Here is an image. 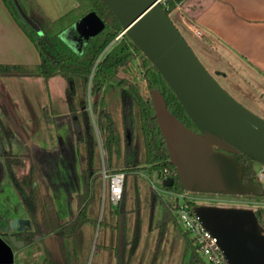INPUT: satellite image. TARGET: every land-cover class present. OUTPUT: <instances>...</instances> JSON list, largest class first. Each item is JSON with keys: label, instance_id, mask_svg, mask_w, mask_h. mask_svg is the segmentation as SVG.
<instances>
[{"label": "trees", "instance_id": "trees-1", "mask_svg": "<svg viewBox=\"0 0 264 264\" xmlns=\"http://www.w3.org/2000/svg\"><path fill=\"white\" fill-rule=\"evenodd\" d=\"M18 1L25 12L38 22L51 45L21 16L14 0H3L17 24L35 44L41 60L33 65L0 63V78L42 76L48 79L61 75L66 80L67 103L69 111L76 117V129L79 133L77 154L81 190L76 194L75 216L60 221L52 195L44 192L39 183L40 170L32 163L27 171L18 177L19 187L25 194L22 201L31 219V227L18 232L17 237L29 244L44 242L46 237L54 234L63 259L56 261L47 248L44 264H88L93 237L98 230L94 243V258L90 264H100L99 256L103 251L107 252L109 257L104 264H111L113 258L116 259V264H131L144 234L142 173L147 171L145 174L150 178L154 177L168 190L180 193L186 191L170 161L165 139L154 116L151 97L144 96L136 83L119 77L121 67L135 58L133 50L138 53L141 50L132 43L127 34L121 38L122 26L119 20L101 0H77L73 9L56 20H51L46 15L37 0ZM182 1L164 0L162 5L166 12L171 14ZM90 12H95L103 20L105 27L82 45V51L75 50L62 35L71 29L77 20ZM145 64L147 70L144 76L150 90H160L165 96L169 110L185 125L198 130L162 75L146 58ZM109 84L114 86L108 95L114 94L119 87L124 131L120 129L114 111L106 104L107 96L104 91ZM48 110L45 109V118L52 122ZM0 123L4 125L1 116ZM237 157L244 166L245 176L257 179L255 161L246 155ZM103 161L106 162L108 172L122 171L126 178L118 204L115 207L109 205L107 209L102 206L101 210ZM165 168L174 178L172 186H166L161 179ZM130 187L132 189L129 194ZM245 196L260 197L254 194ZM129 200H132L131 206L128 205ZM174 203L176 201L164 198L150 184L149 230L154 226L158 228V250L170 224L178 226L172 210ZM158 211L161 212L160 217ZM255 211L260 223L264 225V207ZM131 218L133 227L131 235L128 236L127 222ZM108 230L111 236L110 240L105 242L104 236ZM184 237L186 249L182 264H206L195 246L194 239L189 237L187 232ZM95 256L98 257L96 260Z\"/></svg>", "mask_w": 264, "mask_h": 264}, {"label": "water", "instance_id": "water-1", "mask_svg": "<svg viewBox=\"0 0 264 264\" xmlns=\"http://www.w3.org/2000/svg\"><path fill=\"white\" fill-rule=\"evenodd\" d=\"M101 1L119 20L120 35L127 34L162 75L198 128L188 127L173 114L160 90H150L154 116L182 187L194 193L264 196L261 180L246 177L237 157L246 155L264 164V118L237 100L207 70L161 0ZM14 2L26 22L51 45L38 22L18 0ZM104 27L103 20L90 12L69 29L74 38L64 34L62 38L82 51V45ZM163 183L172 186L174 178H165ZM193 209L202 225L218 238L228 264H264V225L255 209L212 204ZM12 227L9 239L0 235V264H15L16 250L25 243L17 233L30 228L31 219L16 218ZM53 235L44 241L51 243L45 245L59 262L63 258Z\"/></svg>", "mask_w": 264, "mask_h": 264}, {"label": "crops", "instance_id": "crops-1", "mask_svg": "<svg viewBox=\"0 0 264 264\" xmlns=\"http://www.w3.org/2000/svg\"><path fill=\"white\" fill-rule=\"evenodd\" d=\"M37 1L51 20L60 18L77 5V0ZM174 13L178 18V21L173 18L174 22L180 26L184 35L197 37L196 34H199L200 38L214 43L222 65L230 70L229 77L239 78L241 74L240 77L248 85L256 86L258 93L264 96V0H183L173 10ZM69 31L63 33L64 36L74 38L75 33ZM193 42L195 51L214 70L215 66H212L205 51L197 42ZM40 60L35 44L17 24L3 0H0V63L33 65ZM20 85L24 88L22 97ZM66 87V80L61 75L48 79L42 76L0 78V91L10 99V114L20 121V128L25 136L22 139L24 141L18 138L14 123L9 121L14 130V133L10 131V143L13 144L11 149L16 151L0 153L1 169L9 167L4 163L5 159L13 158V154L22 155L30 145L39 151H50L56 141L57 147L71 146L75 156L70 161L77 159L79 162V133L75 128L76 117L69 111ZM37 91L39 98L35 97ZM46 108L49 109L52 122L45 118ZM33 117L39 119L37 127L31 122ZM1 143L5 145L6 140ZM73 163L75 166V162ZM10 184L7 175L0 179V232H12L14 219L29 217L25 207L18 203L23 197L16 195L23 192L20 193L19 186L15 183H12L13 187ZM42 244L43 242L24 243L23 247L16 250L15 264H44L48 247L45 243ZM32 246H36L35 249L31 250ZM41 247L43 254L39 256Z\"/></svg>", "mask_w": 264, "mask_h": 264}, {"label": "rangeland", "instance_id": "rangeland-1", "mask_svg": "<svg viewBox=\"0 0 264 264\" xmlns=\"http://www.w3.org/2000/svg\"><path fill=\"white\" fill-rule=\"evenodd\" d=\"M164 0H162L163 2ZM177 15V14H176ZM173 12L170 14L171 18L178 21L177 16ZM173 19V21H174ZM176 24V23H175ZM177 25V24H176ZM178 26V25H177ZM178 28L181 31L180 26ZM182 32V31H181ZM183 34V32H182ZM184 35V34H183ZM195 36H185L189 44L195 51L194 42H197L202 49L207 54L212 66L214 65V70L209 66V64L205 61V59L198 55L199 59L202 61L204 66L212 73V75L218 80V82L230 93L232 94L237 100H239L242 104L252 110L254 113L258 114L259 116L264 118V96H261L258 93V88L256 86L248 85L245 80L240 77L242 76L239 74V78H231L230 70L227 69L225 65H222L218 55L216 54L217 49L214 47V43L210 41H206L203 38H200L199 34ZM122 36V35H121ZM123 38V36L121 37ZM191 38H195L192 40ZM133 50V49H131ZM135 58L130 61L127 65L122 66L119 77L125 78L130 82L136 83L140 88L144 96L150 97V88L147 84V79L145 78L144 74L147 70V64H145V58L142 52H135ZM215 52V53H214ZM151 64V63H150ZM152 66V65H151ZM153 67V66H152ZM154 68V67H153ZM19 78V77H17ZM114 84H109L105 88L106 104L114 111L116 119L118 121L119 127L122 131H124V126L122 124V116H121V101H120V91L119 87L118 90L112 95H108L109 91L113 88ZM255 87V88H254ZM115 88V87H114ZM20 89V96L22 97V93L24 92L23 86H19ZM0 116L3 120L4 125L0 123V153H14L16 150L11 149L13 148L12 142L10 143L11 134L10 131L14 133L12 130V123H14L16 131L18 132V138L21 140L23 139L24 134L20 128V121L15 117H13L10 112H12L10 99H8L6 93L2 90L0 91ZM11 92V91H10ZM263 95V94H262ZM40 94L37 91L35 97L39 98ZM34 116V115H33ZM4 117L8 118L7 120L12 122L6 123ZM37 117V116H36ZM7 121V122H8ZM32 123L36 124V127L39 123V119L31 120ZM76 128V126H75ZM10 130V131H9ZM25 137V136H24ZM6 140L5 145L1 142ZM24 141V140H22ZM56 143V144H55ZM57 141L53 142L52 150L48 151H39L36 150L33 146H29L30 148H26L22 155L13 154L12 156L15 160H8L5 159L4 163L9 165V174L11 175L10 179V187H13L12 183L18 187V177L22 176L28 169V167L35 163L39 170H40V177L41 186L45 188L53 197L55 207L57 210V214L60 221H64L70 219L75 216L77 213V200L76 194L81 190V181H80V165L77 162V159L73 162L72 157L75 156V151L71 146L61 145L57 147ZM3 148V150H2ZM74 155V156H73ZM104 155V154H103ZM18 157V158H17ZM67 158V159H66ZM254 167L256 171L260 168V163L254 162ZM147 171H144L141 175V178H144V182L142 183V196L144 200V209H143V216H144V234L140 244V248L133 259L131 264H182L183 263V256L185 254V237H184V230L175 224H170L168 227V231L166 233V237L162 242L161 248L158 250L156 248V241L158 237V228L155 226L149 230V187H150V176L145 174ZM151 180H155L154 177ZM156 181V180H155ZM264 186V182H263ZM21 193L20 187H18ZM131 187L129 190V194L131 193ZM103 191V189H102ZM173 191V190H171ZM165 198H169V200H173V197H170L168 194L169 192L161 193ZM21 195L24 197V194H16ZM20 196V198H21ZM102 203H101V210L102 206L104 208H109L110 206L115 207L117 203L111 195L102 194ZM204 197H207L206 200L209 204L212 205H223V206H238V207H249L253 209H257L259 207H264V196H260L259 198L254 197H247L245 195H221V194H206ZM21 201V202H20ZM18 201L19 206H24L23 201L20 199ZM129 206L132 205V200H129ZM21 208V207H20ZM100 210V211H101ZM102 215V211L100 213ZM100 215V216H101ZM161 212L158 211V217H160ZM133 219L131 218L127 222V235L130 236V232L132 230ZM102 233V232H101ZM189 235V234H188ZM101 236V234H100ZM110 232L109 230L105 233L104 241L108 242L110 240ZM53 241L56 240V236H52ZM98 237V230L95 231L93 237V244L90 249V261L94 258V243L96 242ZM190 237V235H189ZM101 240V237H99ZM49 245L50 242L44 241L43 244ZM42 244V245H43ZM36 246H32V249H35ZM43 254L42 247L38 252V255L41 256ZM98 257L95 256V260ZM100 264H104V262L108 261V253L102 252L99 256ZM111 264H116V259L113 258Z\"/></svg>", "mask_w": 264, "mask_h": 264}, {"label": "built area", "instance_id": "built-area-1", "mask_svg": "<svg viewBox=\"0 0 264 264\" xmlns=\"http://www.w3.org/2000/svg\"><path fill=\"white\" fill-rule=\"evenodd\" d=\"M162 1V0H161ZM121 36V35H120ZM258 179L264 182V165L256 171ZM103 191L102 194L111 195L113 200L118 204L123 191L126 175L122 171L108 172L106 162L103 161ZM170 177L169 170L165 168L162 172L161 179ZM159 181H161L159 179ZM151 186L160 194L169 192L176 203L172 204V210L176 215L179 226L194 239L195 246L200 254L204 257L206 264H228L218 243V238L202 225L198 215L194 212V206L200 204H209L204 197L207 193H194L189 191L175 192L164 188L157 181L151 180ZM162 195V194H161ZM104 197V196H103ZM165 198V197H164ZM169 200V198H166Z\"/></svg>", "mask_w": 264, "mask_h": 264}, {"label": "flooded vegetation", "instance_id": "flooded-vegetation-1", "mask_svg": "<svg viewBox=\"0 0 264 264\" xmlns=\"http://www.w3.org/2000/svg\"><path fill=\"white\" fill-rule=\"evenodd\" d=\"M8 169H9V167H7V168L5 167V168H2V169L0 168V179L4 178L6 175L8 176L9 179H11V175L9 174ZM44 191L48 192L47 190H45V188H44ZM9 234H10V231H6V232L2 231V232H0V235L3 236L5 239H9Z\"/></svg>", "mask_w": 264, "mask_h": 264}, {"label": "bare ground", "instance_id": "bare-ground-1", "mask_svg": "<svg viewBox=\"0 0 264 264\" xmlns=\"http://www.w3.org/2000/svg\"><path fill=\"white\" fill-rule=\"evenodd\" d=\"M208 70V69H207ZM209 71V70H208ZM210 72V71H209ZM211 73V72H210ZM212 74V73H211ZM260 165H261V163H260ZM264 165V164H263Z\"/></svg>", "mask_w": 264, "mask_h": 264}]
</instances>
